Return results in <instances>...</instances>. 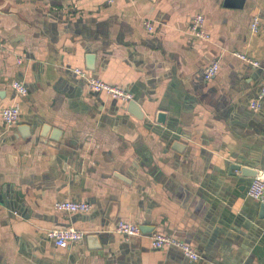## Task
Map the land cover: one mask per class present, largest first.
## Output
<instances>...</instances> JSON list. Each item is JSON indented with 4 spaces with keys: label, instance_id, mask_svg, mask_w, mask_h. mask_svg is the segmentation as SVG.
I'll use <instances>...</instances> for the list:
<instances>
[{
    "label": "crops",
    "instance_id": "1",
    "mask_svg": "<svg viewBox=\"0 0 264 264\" xmlns=\"http://www.w3.org/2000/svg\"><path fill=\"white\" fill-rule=\"evenodd\" d=\"M224 1L0 0V111L21 110L14 127L0 115V264H264V242L254 253L249 238L262 203L247 196L252 178L241 192L229 174L234 163L264 168V102L250 108L264 86V0ZM197 14L209 41L189 33ZM75 69L131 92L145 119ZM161 111L180 144L156 124ZM62 201L92 209L56 211ZM121 221L148 230L128 238ZM68 228L84 240L56 247L48 234ZM158 232L193 246L199 261L154 250Z\"/></svg>",
    "mask_w": 264,
    "mask_h": 264
},
{
    "label": "built area",
    "instance_id": "2",
    "mask_svg": "<svg viewBox=\"0 0 264 264\" xmlns=\"http://www.w3.org/2000/svg\"><path fill=\"white\" fill-rule=\"evenodd\" d=\"M115 1L117 0H108L109 3H113ZM260 23L261 19L259 17L256 16L252 19L250 26L252 33L256 34L260 31ZM145 28L149 32H152L154 30V25L151 21H146ZM189 33L195 39H200L203 41L210 40L211 36L205 29V17L202 14H197L193 17L189 27ZM1 49L2 44L0 43V50ZM234 55L238 59L249 63L254 67L260 66L259 62L252 60L247 55L240 53H234ZM219 70L220 62L218 60L214 61L205 69V79L210 80L214 78ZM75 73L85 79L87 81L88 88L95 93L104 94L113 100L121 101L125 104L134 100V96L131 92L108 84L103 80L92 76L88 71L75 69ZM12 88L21 97H26L28 95L26 86L21 82H13ZM263 102L264 86L257 97L250 103L251 110L253 112H258L261 109ZM20 113L21 110L19 105H13L0 111L1 118L8 127H14L19 123L21 116ZM247 196L259 203L264 204V168L258 169L256 176L252 178L247 190ZM54 209L63 213H88L91 211L92 206L91 204L85 202L62 201L55 203ZM117 232L128 238L139 237L142 235L139 225L124 221L118 223ZM85 236V232L79 231L75 228L53 230L48 234V238L53 241L54 245L58 248H67L74 243L81 242L84 240ZM151 245L154 250H162L166 248L178 249L185 257L193 262H197L200 259L198 251L193 246L172 234L161 232L153 233L151 236Z\"/></svg>",
    "mask_w": 264,
    "mask_h": 264
},
{
    "label": "water",
    "instance_id": "3",
    "mask_svg": "<svg viewBox=\"0 0 264 264\" xmlns=\"http://www.w3.org/2000/svg\"><path fill=\"white\" fill-rule=\"evenodd\" d=\"M245 1L246 0H225L224 6L226 8L242 9L244 7ZM89 61L91 62V66L89 67V69L92 70L94 68L92 66L93 61H94V56H90ZM127 107H128L127 108L128 112L133 114L137 119L139 120L145 119V114L143 113L137 101L133 100L129 102ZM171 120H172L171 123H168V115L166 111H161L157 114L156 124L163 128L165 127L169 131V135L170 134L171 135L170 136L167 135V136H169L168 138L171 140L172 144L175 142L179 143L180 134L174 132L172 135V132H173L172 124L173 122H176V121H174V119H171ZM48 131H49V126L45 125L43 127V133L41 134V136L46 137ZM53 132H54V135H59L60 131L55 130ZM257 170L258 169H256L253 166L234 163L230 165L229 174L233 179H237V184H239L238 189L239 191L243 192L246 190L247 180L254 178L257 174ZM251 212L253 215L252 217L249 218V220L251 222H257V228L251 231L249 238L251 242L254 244L253 252L256 253V251L259 250V248L261 247L260 243L264 242V204H261L258 208H253V211ZM253 216H256V217H253ZM241 218L242 217L240 215L237 217L232 215L230 220L235 219L238 222L242 220ZM253 218H257V220L255 221V219ZM140 228L143 233L148 230L146 229V227H140Z\"/></svg>",
    "mask_w": 264,
    "mask_h": 264
}]
</instances>
